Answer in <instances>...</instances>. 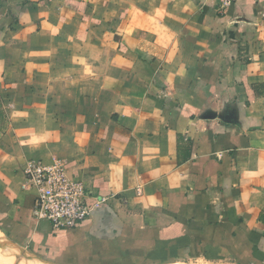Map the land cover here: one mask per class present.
<instances>
[{
  "label": "crops",
  "instance_id": "obj_1",
  "mask_svg": "<svg viewBox=\"0 0 264 264\" xmlns=\"http://www.w3.org/2000/svg\"><path fill=\"white\" fill-rule=\"evenodd\" d=\"M30 161L102 204L72 229L33 219ZM0 251L264 264V0H0Z\"/></svg>",
  "mask_w": 264,
  "mask_h": 264
},
{
  "label": "built area",
  "instance_id": "obj_2",
  "mask_svg": "<svg viewBox=\"0 0 264 264\" xmlns=\"http://www.w3.org/2000/svg\"><path fill=\"white\" fill-rule=\"evenodd\" d=\"M219 10L229 7L234 0H201ZM24 187L34 197L32 217L47 222L53 230H67L88 220L102 201L93 199L85 185L71 177L67 165L55 161L44 164L30 161L24 168Z\"/></svg>",
  "mask_w": 264,
  "mask_h": 264
},
{
  "label": "bare ground",
  "instance_id": "obj_3",
  "mask_svg": "<svg viewBox=\"0 0 264 264\" xmlns=\"http://www.w3.org/2000/svg\"><path fill=\"white\" fill-rule=\"evenodd\" d=\"M1 245L3 246V243H1ZM1 249H3L2 247H1ZM2 251V250H1ZM0 251V252H1ZM8 257L10 258V260H13V258H12V256H11V254L9 253L8 254ZM39 262V261H38ZM42 263V262H41ZM28 264H38V263H36L35 261H33L32 259H28ZM43 264V263H42Z\"/></svg>",
  "mask_w": 264,
  "mask_h": 264
}]
</instances>
